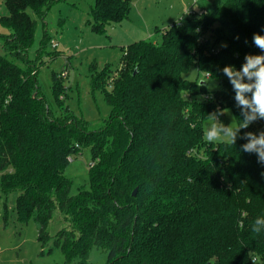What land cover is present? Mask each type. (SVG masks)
Returning <instances> with one entry per match:
<instances>
[{
  "label": "trees",
  "instance_id": "16d2710c",
  "mask_svg": "<svg viewBox=\"0 0 264 264\" xmlns=\"http://www.w3.org/2000/svg\"><path fill=\"white\" fill-rule=\"evenodd\" d=\"M57 1L5 0L0 17L9 29L1 35L0 191L15 194L22 221L34 219L41 253L61 247L65 264H93L94 247L107 264H264V232H252L264 216V165L243 150L264 119L242 128L234 145L204 139L213 112L229 107L238 125L244 119L223 69L239 71L246 55L264 54L253 42L264 35V0H197L201 11L191 7L158 29L162 41L122 46L117 75L106 79L110 65L93 75L112 107L99 127L52 109L27 52L37 25L29 10L43 19ZM131 1L95 0L93 27L127 18ZM51 40L45 30L43 45ZM193 66L220 86L185 77ZM63 78L52 76L57 94ZM83 147L90 181L73 194L65 171ZM55 211L62 227L51 236Z\"/></svg>",
  "mask_w": 264,
  "mask_h": 264
},
{
  "label": "rangeland",
  "instance_id": "374dc122",
  "mask_svg": "<svg viewBox=\"0 0 264 264\" xmlns=\"http://www.w3.org/2000/svg\"><path fill=\"white\" fill-rule=\"evenodd\" d=\"M94 1H57L43 19L29 10L37 25L34 41L27 52L37 68L36 78L41 92L52 109L58 114L69 112L83 117L93 127H99L110 116L112 107L102 88L93 89L96 70L101 71L110 65L113 70L107 71L106 79H113L120 67L122 46L141 39L160 42L162 35L158 29L172 24L191 7L198 12L201 7L194 4L197 0H132L128 17L109 24L105 31H101L92 25L94 18L90 10ZM203 1L210 3L213 0ZM6 14L8 8L5 0H0V17ZM8 30L0 21V54L7 51L2 46L1 35ZM45 30L52 38L46 46L42 43ZM54 73L64 77L61 79L64 90L58 94L52 80ZM184 76L191 80L198 77L200 81L206 79L210 90L220 86L217 79L209 78L205 73L199 75L194 66ZM203 97L202 93L195 96L199 100ZM220 110L223 114L218 115V120L222 124H232L233 128L238 126L231 108ZM210 123L209 118L204 121V133ZM241 135L240 129L236 139ZM91 159L90 149L83 147L67 165L65 172L74 180L73 194L81 185L89 184ZM16 204L15 194L6 199L0 191V264H65L61 247H56L50 253H41L42 246L34 219L29 217L22 221L18 217ZM61 227L62 217L55 211L48 228L51 236ZM90 261L93 264H107V252L94 247Z\"/></svg>",
  "mask_w": 264,
  "mask_h": 264
},
{
  "label": "clouds",
  "instance_id": "9594fccd",
  "mask_svg": "<svg viewBox=\"0 0 264 264\" xmlns=\"http://www.w3.org/2000/svg\"><path fill=\"white\" fill-rule=\"evenodd\" d=\"M253 42L264 52V35L254 34ZM224 46L226 47V45ZM245 60L246 63L242 65L239 71L234 66H227L223 69L233 85L235 100L238 102V106L242 107L244 119L240 120L239 125L233 128L232 124L225 126L218 120V115L223 114L222 110L213 112L208 116L211 123L204 133L206 142L227 141L234 145L237 132L240 129L247 128L258 117L264 119V54H249L245 56ZM245 135L250 142L243 145V150L245 152H257L258 163L264 165V131L260 133L259 137L253 133H246ZM252 232L255 234L264 232V216H259L254 220Z\"/></svg>",
  "mask_w": 264,
  "mask_h": 264
},
{
  "label": "water",
  "instance_id": "95a60500",
  "mask_svg": "<svg viewBox=\"0 0 264 264\" xmlns=\"http://www.w3.org/2000/svg\"><path fill=\"white\" fill-rule=\"evenodd\" d=\"M137 192V188L133 191V195H136Z\"/></svg>",
  "mask_w": 264,
  "mask_h": 264
},
{
  "label": "crops",
  "instance_id": "0c3cea01",
  "mask_svg": "<svg viewBox=\"0 0 264 264\" xmlns=\"http://www.w3.org/2000/svg\"><path fill=\"white\" fill-rule=\"evenodd\" d=\"M186 12H188V11H186ZM186 12H184V13H186ZM184 13H183V14H184ZM183 14H182V15H183ZM180 17H181V16H180ZM180 17H179V19H180ZM179 19H177V20H179ZM177 20H176V21H177ZM176 21H174V22H176ZM174 22H173V23H174ZM170 25H171V24H170Z\"/></svg>",
  "mask_w": 264,
  "mask_h": 264
},
{
  "label": "built area",
  "instance_id": "2783aa9c",
  "mask_svg": "<svg viewBox=\"0 0 264 264\" xmlns=\"http://www.w3.org/2000/svg\"><path fill=\"white\" fill-rule=\"evenodd\" d=\"M63 75L65 76L66 75V72H64Z\"/></svg>",
  "mask_w": 264,
  "mask_h": 264
}]
</instances>
